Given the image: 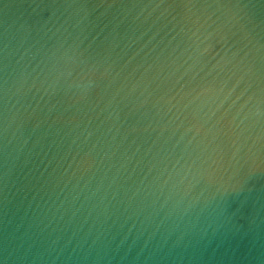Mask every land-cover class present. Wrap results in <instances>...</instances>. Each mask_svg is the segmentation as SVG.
<instances>
[{
	"label": "water",
	"instance_id": "95a60500",
	"mask_svg": "<svg viewBox=\"0 0 264 264\" xmlns=\"http://www.w3.org/2000/svg\"><path fill=\"white\" fill-rule=\"evenodd\" d=\"M0 264H264V0H0Z\"/></svg>",
	"mask_w": 264,
	"mask_h": 264
}]
</instances>
